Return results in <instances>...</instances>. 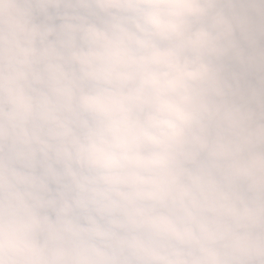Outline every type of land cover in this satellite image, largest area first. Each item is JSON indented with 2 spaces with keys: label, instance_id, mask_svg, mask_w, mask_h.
Here are the masks:
<instances>
[{
  "label": "clouds",
  "instance_id": "obj_1",
  "mask_svg": "<svg viewBox=\"0 0 264 264\" xmlns=\"http://www.w3.org/2000/svg\"><path fill=\"white\" fill-rule=\"evenodd\" d=\"M0 264H264V0H0Z\"/></svg>",
  "mask_w": 264,
  "mask_h": 264
}]
</instances>
